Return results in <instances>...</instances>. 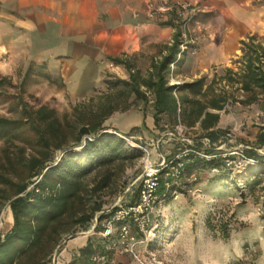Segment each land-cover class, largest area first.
I'll return each instance as SVG.
<instances>
[{
	"label": "trees",
	"instance_id": "1",
	"mask_svg": "<svg viewBox=\"0 0 264 264\" xmlns=\"http://www.w3.org/2000/svg\"><path fill=\"white\" fill-rule=\"evenodd\" d=\"M163 23L177 28L172 44L165 45L166 53L153 58L146 73L137 69L129 57L113 58L128 69L130 78L106 80L110 92L100 94L98 102L92 96L88 104L75 106L74 120L67 113L62 118L56 108L47 104L33 106L23 96L10 104L12 110L21 108L18 117L0 115V140L4 142L0 156V216L1 205L7 201L13 221L11 230L0 235V264H51L65 235L77 227H87L96 218L97 231L101 221L114 216L117 208L106 213L100 195L114 175L111 165L141 155L140 148L128 145L124 137L104 125L115 112H126L139 100L148 103L152 95L156 127L165 115L173 129L180 124L188 129L198 125L203 131L201 138L221 144V136L228 131L215 127L229 95L224 86L215 85L226 81L248 93L246 99L236 100L242 104H252L264 95V44L255 35L241 42L242 55L234 60L240 65L238 71L227 67L225 75H215L209 83L207 76H202L170 84L171 67L182 61L186 52L182 45L189 46L184 37L188 32L172 20ZM33 70L31 66L25 78L33 75ZM258 140L264 145V127ZM188 148L183 158V176L199 168L231 171L222 157L207 158L196 153L203 150L216 154L215 146L203 148L197 142ZM58 151L62 154H56ZM246 153L255 160L248 165L259 163L254 150ZM95 170L98 176L89 185L85 178ZM176 189L175 184L169 189L162 184L161 195L167 197ZM138 191L137 188L133 202L138 199ZM116 240L111 233L90 235L67 264L109 263L115 255Z\"/></svg>",
	"mask_w": 264,
	"mask_h": 264
},
{
	"label": "rangeland",
	"instance_id": "2",
	"mask_svg": "<svg viewBox=\"0 0 264 264\" xmlns=\"http://www.w3.org/2000/svg\"><path fill=\"white\" fill-rule=\"evenodd\" d=\"M190 2L191 10L183 17L177 18L175 23L181 26L183 32L190 30L193 36L187 41L196 44L207 34L206 23L217 16L220 10L204 0ZM255 36L264 44L263 36ZM241 55L240 50L230 65L210 70L204 75L207 76V82H211L215 75H225L227 67L238 71L240 65L234 63V60ZM149 56L142 54L134 60L143 73L150 67ZM33 73L25 78L26 73L23 71L0 67L1 116L18 117L21 108L12 110L10 104L23 96L33 106L47 104L56 108L62 118L67 113L70 120H74L75 106L88 104L92 96H96L95 102H98L100 94L110 92L106 87L90 97L74 99L57 78L46 77L44 71L36 67ZM116 78L119 77L111 74L109 80ZM170 84H177L172 76ZM215 86H224L229 95L226 109L222 112L228 114L230 125L226 129L228 132L221 136L224 149L220 151L232 150L241 144L248 145L260 157L259 163H243L240 169L226 172L209 168L194 169L192 174L174 180L177 189L171 192V195L165 197L159 191L160 201L150 214L146 232L140 231L135 222L130 220V229L135 240H119L117 220L113 216L101 221L97 231L95 228L98 222L95 219L87 227H77L72 234L63 237L62 245L54 253L51 264H67L71 260L70 255L73 254H70L69 240L80 235L100 237L109 233L117 236L115 255L111 262L104 264H264V145L258 140L264 127V95L247 105L236 101L244 100L248 96V93L237 86H232L226 81ZM113 92L115 91L111 93ZM152 98L150 95L148 103L139 100L137 105L131 106L127 111L140 107L148 109L153 105ZM110 128L112 132L124 136L128 134L124 138L127 144L140 148L141 155L122 164L116 162L111 165L114 175L108 187L100 193L106 213L133 202L141 184L143 157L147 153L149 159L158 165L164 158L170 160L183 154L189 149V145H195L197 142L203 145V148H209L204 144L205 137L201 138L197 129L174 130L171 120L165 115L157 127L142 126L125 133L114 127ZM3 146L4 142L0 140V156ZM56 154L62 153L58 151ZM98 170L88 174L85 178L87 184H93ZM8 205V202L4 201L1 205L2 212ZM6 212L12 221L9 208ZM0 220L4 222L2 214ZM1 226L2 232L8 231L6 224L2 223ZM127 244L133 248L136 256L134 252L125 250Z\"/></svg>",
	"mask_w": 264,
	"mask_h": 264
},
{
	"label": "crops",
	"instance_id": "3",
	"mask_svg": "<svg viewBox=\"0 0 264 264\" xmlns=\"http://www.w3.org/2000/svg\"><path fill=\"white\" fill-rule=\"evenodd\" d=\"M150 1L157 4L160 0H0V67L25 74L33 66L46 77L57 78L74 99L90 97L106 89L111 74L130 78L128 69L113 58L129 57L135 62L138 56L149 54L152 61L166 53V44H172L177 28L163 23L172 19L149 18ZM204 1L220 11L206 23L208 35L189 43L182 61L172 65L170 76L177 84L230 65L242 40L251 35L264 37V0ZM192 36L190 30L184 34L187 40ZM229 123L228 114L220 111L215 129L226 130ZM104 125L121 133L152 128L156 126L153 105L114 113ZM195 129L203 133L198 125ZM7 208L1 213V236L13 226ZM2 223L8 231L2 232ZM88 237L69 240L70 254L84 246Z\"/></svg>",
	"mask_w": 264,
	"mask_h": 264
},
{
	"label": "built area",
	"instance_id": "4",
	"mask_svg": "<svg viewBox=\"0 0 264 264\" xmlns=\"http://www.w3.org/2000/svg\"><path fill=\"white\" fill-rule=\"evenodd\" d=\"M189 10H191V2L189 0H160L157 4L150 1L147 6V14L149 18L157 20L172 19L174 22L177 18L179 19L180 17H183L189 12ZM184 25H186V22H184ZM182 48L186 49V44H183ZM177 128L188 129L182 124L178 125L174 130H177ZM119 135L126 138V136L122 134ZM204 144L208 147H211L212 145L215 146V150H218V152L209 155L201 150L196 153L207 158L214 156L222 157L225 162V167L229 170L240 169L243 166V163L255 161L246 153L247 150L253 149L251 146L241 144L232 150L220 151L224 149L223 145L212 144L210 139L206 137L204 138ZM188 151L190 150L187 149L183 154L170 160L164 158L158 165L154 164L149 159L148 153L143 157L144 169L141 184L138 187V199L130 204L117 208L113 216L114 219L120 223L118 226V232L119 240L121 242H125L129 239L132 241L135 240L130 229V220L135 222L140 231H147L150 214L160 201V187L163 184L166 189H169L172 184H174V180L182 178V172L185 165L183 158ZM212 170L218 171L217 168H213ZM125 250L132 253L134 252L129 244H127Z\"/></svg>",
	"mask_w": 264,
	"mask_h": 264
}]
</instances>
